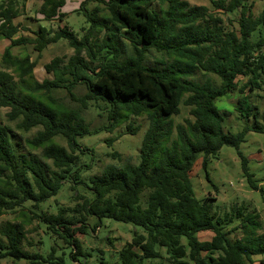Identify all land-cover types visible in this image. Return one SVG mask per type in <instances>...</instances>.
<instances>
[{"label":"trees","instance_id":"16d2710c","mask_svg":"<svg viewBox=\"0 0 264 264\" xmlns=\"http://www.w3.org/2000/svg\"><path fill=\"white\" fill-rule=\"evenodd\" d=\"M100 1L106 15L99 20V7H94L89 16L93 25L80 39L65 26L53 33L39 27L34 38L15 37L18 1L0 4V37L10 41L1 55L0 108L7 109L5 121L14 122L18 130L39 127L31 138L18 139L0 119V217L19 211L26 215L27 201L36 206L55 196L66 181L73 190V184L82 182V168L76 163L86 148L77 145L76 137L91 131L81 112L90 101L107 107L109 103L112 122L107 128H113L118 117L145 115L148 120L138 164L106 166L89 179L93 199L74 195L81 202L57 207L55 214L35 213L30 205L29 219L38 218L63 237L75 250L71 251L75 261L82 254L76 233L86 232L88 218L94 217L93 229L103 218L142 227L143 232L134 231L119 251L121 264H253L256 257H264V232L257 211L236 206L222 215L212 212L210 203L196 198L189 173L198 159L206 171L210 157L223 145L237 148L248 131L264 134L258 106L245 93L262 86L264 12L254 16L249 0H209L211 8L189 5L186 0ZM154 2L166 7L157 11L152 8ZM64 4L65 0H41L38 13L47 21H61ZM212 10L237 12L236 27L226 29ZM112 24L131 34V52L121 59L113 41L98 45L90 40L98 28L108 29V36L114 37ZM60 39H66L74 53L63 67L57 56L44 64L54 76L40 82L33 77L36 60L11 53L13 46L31 44L40 54ZM104 48L108 50L97 56ZM149 50L169 61H162V66L146 65ZM196 71L214 74L218 83L209 77L201 82L187 79ZM239 76L245 82L240 84ZM77 83L86 88L81 96L73 93ZM58 88H64L78 107L54 97L53 90ZM234 91L240 94L234 108L246 122L236 133L225 130L224 115L216 105L219 98ZM181 103L189 107L191 118L174 124L172 117L179 114ZM136 131L137 127L128 125V132ZM57 137L66 146L59 145ZM238 155L248 186L262 192L248 171L246 158ZM111 157L121 158L117 152ZM200 231H210L211 237L199 239L196 233ZM25 233L22 222L0 226V261L55 262L54 248L46 256L24 250Z\"/></svg>","mask_w":264,"mask_h":264},{"label":"rangeland","instance_id":"374dc122","mask_svg":"<svg viewBox=\"0 0 264 264\" xmlns=\"http://www.w3.org/2000/svg\"><path fill=\"white\" fill-rule=\"evenodd\" d=\"M9 0H0V4ZM20 6V15L14 19V22L19 25V31L15 37H35V31L39 27H44L49 31L55 32L62 27L73 31L76 38L80 39L88 28L93 25V21L89 16L93 15L94 7L98 6L99 11L97 17L102 20L106 15L104 4L100 0H65V4L61 7V11L65 13L63 19L60 20H45L43 16L38 13L41 0H17ZM85 1V2H84ZM189 5H203L211 8L209 0H186ZM82 2H84L81 7ZM252 3V11L254 16H258L264 12V0H249ZM165 8L166 4H159L154 2L152 8L159 10ZM213 11V10H212ZM219 15L223 21L226 29L236 27L235 13H225L221 10L213 11ZM233 24H230L232 23ZM115 33L114 37L108 36V29L102 28L94 30L91 36V43L103 44V42H112L119 49L118 59L125 57L131 52V34L122 29L116 30L115 25H110ZM256 37V35L254 36ZM10 41L0 37V69L3 68L1 63V55ZM108 48L102 49L97 56L102 55ZM11 53L18 56L30 55L32 60H36V66L33 70V77L37 81H42L46 78H53L52 72H46L44 64L50 62L54 57H60V67H63L68 58L73 55V49L68 45L66 39H60L55 43H50L39 54L33 49L31 44L13 46ZM85 56V54H83ZM162 61H169L163 58L159 53L154 50H149L146 54L144 63L148 66H162ZM92 66L95 63L91 64ZM206 77L211 78L214 82L218 83V78L211 73L203 74L196 71L192 76L187 79L192 81H203ZM246 78L239 76V83L245 82ZM262 86L261 88L245 91L249 95L250 101L258 106V117L264 120V73L261 75ZM86 88L82 83H77L73 88V93L76 96H81L85 93ZM52 95L58 98L64 104L70 107H78V103L73 101L64 88L53 90ZM240 94L237 91L229 92L225 96L216 101V105L224 115V128L225 130L236 133L242 129L246 122L240 118L236 112L234 105L237 97ZM6 108H0V119L5 123L4 113ZM112 112V106L108 103V107L102 102L88 103L86 109H83L81 115L84 118L85 124L91 132L76 137V143L80 148H86L85 151L79 154V161L76 167H81L82 172L80 180L73 184L74 190L71 188L69 181L62 184L58 193L49 199L38 203L33 206L32 201L25 203L23 211L21 212H8L0 217V226L5 222H22L25 229V238L22 242L24 250L29 252H38L44 256L51 253L54 248V254L57 257L55 262L43 264H121L119 258V251L127 243L130 242L134 231L142 233V227L129 223L116 221L110 218L101 219L99 226L93 229L96 219L90 217L87 220L88 227L86 232L76 233V238L81 243L82 254L77 256V260L71 257V246L66 244L63 237L57 236L47 228V224L38 218L29 219L31 210L35 213L55 214L57 207H73L75 203L81 202L74 195H83L88 199H93L94 194L88 189L90 177L99 174L106 166L115 165L122 167L125 164L137 165L139 162V150L142 143L143 136L148 128V120L145 115L141 116H125L118 117L117 123L113 128L109 127V115ZM122 114H124L122 112ZM189 115V107L180 104L179 114L173 116L174 124L182 123L183 120ZM117 119V117H115ZM252 120H250L251 122ZM248 122V123H250ZM14 130L15 136L18 139L31 138L39 127L32 128L29 131H21L16 129L14 122H6ZM132 124L137 127L134 133L128 132V125ZM174 137V135L172 136ZM110 139H112L110 141ZM59 145L66 146V143L60 137L55 138ZM170 141L168 142V144ZM112 152H117L120 159L111 157ZM240 152L246 158L248 171L253 174V179L256 180L258 186L262 189L253 190L248 186V182L243 177L241 168V158L238 155ZM36 154L41 155L40 150L35 151ZM44 161L50 163V160L41 157ZM88 166V167H86ZM206 172L208 178L206 177ZM192 188L197 199L202 202L210 203L212 212L222 215L229 212L231 208L236 206L247 207L248 210H255L259 214V219L262 223V230L264 232V134L254 131H248L245 135V140L239 146L233 147L223 145L217 155L210 157L206 171L201 167V159H198L190 173ZM210 231H200L196 233L199 239H209L211 237ZM39 241H41L39 243ZM184 242V241H183ZM264 257L258 256L255 258L253 264H264ZM29 264L25 259L12 260L5 258L0 261V264Z\"/></svg>","mask_w":264,"mask_h":264}]
</instances>
